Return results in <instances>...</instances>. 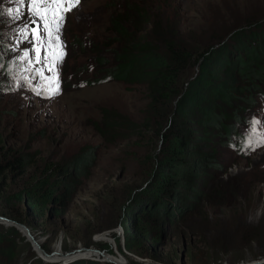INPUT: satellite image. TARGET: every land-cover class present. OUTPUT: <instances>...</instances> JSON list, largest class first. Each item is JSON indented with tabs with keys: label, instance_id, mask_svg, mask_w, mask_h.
Wrapping results in <instances>:
<instances>
[{
	"label": "trees",
	"instance_id": "1",
	"mask_svg": "<svg viewBox=\"0 0 264 264\" xmlns=\"http://www.w3.org/2000/svg\"><path fill=\"white\" fill-rule=\"evenodd\" d=\"M78 6L89 17H78L72 8L59 31L63 91L109 83L137 87L144 97L141 118L103 110V130L124 131L119 143L136 148L147 135L159 141L142 154L143 185L124 193L118 214L124 249L118 238L119 253L144 257L146 244L156 245L167 229L189 243L198 238L208 250L220 246V238L235 236L239 242H225L223 248L232 256L244 248L241 238L253 242L264 237V228L234 233L245 209L256 202L264 174L228 172L233 161L245 163L257 150L243 130L256 100L264 99V14L207 34V27L219 21L210 18L203 27L185 24L175 0H81ZM16 7L14 0H0V79L7 94L23 65L19 49L30 40L14 50L18 25L25 22L8 13ZM23 12L30 15L28 0ZM95 153L84 147L64 162L47 160L37 149L8 148L0 135V189L6 190L0 193V214L27 227L64 217ZM134 162L136 156L125 160ZM190 218L193 222L185 224ZM3 227L0 252L11 257L17 246L7 237L18 229Z\"/></svg>",
	"mask_w": 264,
	"mask_h": 264
},
{
	"label": "rangeland",
	"instance_id": "2",
	"mask_svg": "<svg viewBox=\"0 0 264 264\" xmlns=\"http://www.w3.org/2000/svg\"><path fill=\"white\" fill-rule=\"evenodd\" d=\"M175 1L185 24L203 27L210 18L219 21L207 27L210 29L207 34L232 30L245 17L264 14V0ZM74 8L78 17H89L79 12L78 5ZM231 10L234 11L233 16H229ZM49 20L51 21V17ZM55 29L53 23L51 47L40 50L41 57H46L43 76L35 72L36 68L41 67L40 64L30 66L27 61L21 60L22 67L8 84L10 93L1 89L5 87L0 79V135L8 148L37 149L39 157L43 159L64 162L84 147L96 149L95 159L79 178L80 185L64 217H49L46 224L26 226L33 240L20 228L5 221L10 219L0 214V233L3 226L11 225L18 229L17 233H9L7 237L17 246L14 255L8 257L0 252V264H264L262 236L253 242H243L241 238V247L244 248L237 249L232 256L225 254L223 248L225 242L237 244L239 239L235 236L228 240L220 238L222 244L208 250L198 243V238L189 243L179 233L167 229L156 245L146 244L144 257L133 253H128L125 257L119 253L118 238L124 249L122 230L118 226L124 193L141 185L142 154L158 147L159 141L152 142L147 135L139 148H136L135 144L119 143L118 138L124 131L116 129L107 134L103 130L104 125L100 121L103 110L118 112L136 120L141 118L144 97L137 87L126 88L120 83H109L74 92L63 91L59 84L61 59H58L61 54V39L54 38ZM29 38L32 39L31 34ZM25 48L31 49L32 45H22L19 49L20 57ZM32 55L30 52V58ZM28 67H33V71H26ZM195 72L196 68L192 70L191 76ZM57 91H60L59 95L53 97ZM254 106L243 131L245 134L247 130L255 128L253 142L257 150L245 163L233 161L228 169L231 175L242 176L246 172L264 174V99L256 100ZM97 127L102 128L104 136L96 131ZM117 144L121 146L120 149ZM133 156H136V162L129 165L125 163L127 157ZM17 184L18 180L12 182L11 188H15ZM258 188L256 202L253 201L245 209L244 218L236 226L234 233L264 228V184H260ZM0 193L5 194L6 190L1 188ZM7 212L13 214L12 210ZM220 213V210L216 211L218 216ZM192 222L193 219L190 218L185 224Z\"/></svg>",
	"mask_w": 264,
	"mask_h": 264
},
{
	"label": "snow or ice",
	"instance_id": "3",
	"mask_svg": "<svg viewBox=\"0 0 264 264\" xmlns=\"http://www.w3.org/2000/svg\"><path fill=\"white\" fill-rule=\"evenodd\" d=\"M17 4L15 9L9 8L8 13L12 15L13 20L23 19L25 22L22 25H18L19 32L17 34V44L15 48H19L24 40H27L29 35H32V39L29 40V44L32 45L31 49L25 48L23 55L18 59L27 61L28 65L34 66L40 64V68H36L35 72L43 76L46 65L43 63L46 57H41V48H50L53 38L52 24L56 26L55 39L59 40V31L64 19V12L70 11L81 0H28L29 4V16H25L23 12V6L25 0H14ZM2 13V9H0ZM49 14H51V21L49 20ZM35 25V27H33ZM15 31V30H13ZM30 52L33 55L30 58ZM62 59V57H58ZM26 71H33V67L26 68ZM58 89V86H57ZM39 95L40 93L37 92ZM260 123V122H256ZM256 135L255 128H251L245 132L244 138L251 143Z\"/></svg>",
	"mask_w": 264,
	"mask_h": 264
},
{
	"label": "water",
	"instance_id": "4",
	"mask_svg": "<svg viewBox=\"0 0 264 264\" xmlns=\"http://www.w3.org/2000/svg\"><path fill=\"white\" fill-rule=\"evenodd\" d=\"M5 221L10 222L11 224L17 226V228L20 227V228H21L22 230H24V231L27 233V235L33 240V237L30 235L29 230H28V228H27L25 225H23V224H19V223H16V222L10 221V220H6V219H5Z\"/></svg>",
	"mask_w": 264,
	"mask_h": 264
},
{
	"label": "bare ground",
	"instance_id": "5",
	"mask_svg": "<svg viewBox=\"0 0 264 264\" xmlns=\"http://www.w3.org/2000/svg\"><path fill=\"white\" fill-rule=\"evenodd\" d=\"M18 228H20V227H18ZM21 229V228H20ZM22 230V229H21ZM25 234H27L24 230H22Z\"/></svg>",
	"mask_w": 264,
	"mask_h": 264
}]
</instances>
